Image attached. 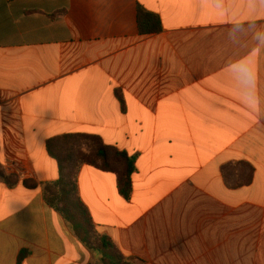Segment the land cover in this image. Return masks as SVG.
Segmentation results:
<instances>
[{
	"label": "crops",
	"instance_id": "1",
	"mask_svg": "<svg viewBox=\"0 0 264 264\" xmlns=\"http://www.w3.org/2000/svg\"><path fill=\"white\" fill-rule=\"evenodd\" d=\"M81 134L135 160L128 199L114 173L78 175L135 264H264V0H0V165L17 177L0 178V264H103L44 198L47 142Z\"/></svg>",
	"mask_w": 264,
	"mask_h": 264
},
{
	"label": "trees",
	"instance_id": "2",
	"mask_svg": "<svg viewBox=\"0 0 264 264\" xmlns=\"http://www.w3.org/2000/svg\"><path fill=\"white\" fill-rule=\"evenodd\" d=\"M137 20L138 33L141 35L158 34L161 30L159 17L141 7H138ZM47 152L58 163L60 178L56 182L43 185L46 203L69 222L77 238H80L90 251L103 256V264H135L118 250L111 239L99 234L78 189L81 167L92 165L103 172L116 174L120 192L128 199L132 193V177L136 169L133 157L107 146L99 136L82 134L49 140ZM0 178L8 186H13L17 181V177L7 174L1 165ZM23 185L27 189L37 187L32 180L25 181ZM25 257L26 253H21L18 263Z\"/></svg>",
	"mask_w": 264,
	"mask_h": 264
}]
</instances>
